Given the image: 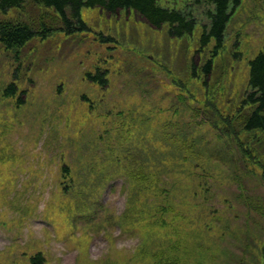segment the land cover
<instances>
[{"label":"rangeland","instance_id":"rangeland-1","mask_svg":"<svg viewBox=\"0 0 264 264\" xmlns=\"http://www.w3.org/2000/svg\"><path fill=\"white\" fill-rule=\"evenodd\" d=\"M159 1L193 11L198 24L191 37L170 39L165 29L154 30L133 13L110 16L95 8L82 10L86 32L67 36L44 15L45 23L55 27L44 40L36 37L11 51L0 44V264H30L36 254L43 264H132L144 244L153 249L174 241L172 231L185 236L196 228L197 219H188L190 197L178 188L185 180L170 173V166L162 165L158 173L159 183L177 192L172 199L181 220L172 230L159 229L152 220L125 222V215L131 216L132 186L125 175L107 177L109 170L101 169L114 143L132 154L146 147L151 160L164 158L158 127L167 119L169 135L188 138V146H194L191 163L209 170V192L202 202L209 217L204 220L217 218L218 225L206 237L213 253L207 258L211 264L256 262L264 236V178L257 168H264V131L244 134L239 117L250 110L240 108V102L247 62L264 44V0H243L234 12L207 87L214 108L236 115L232 126L250 152L246 158L237 135L217 111L203 106L199 79L191 78L192 59L201 79L209 55V47L196 51L207 23L205 2ZM40 14L28 3L23 12L0 13V21L29 19L38 25ZM98 67L108 70L104 90L84 77ZM10 83L17 96L25 93L22 105L17 96H3ZM62 167L69 177L64 178ZM181 243L189 248L185 264L196 263L195 238Z\"/></svg>","mask_w":264,"mask_h":264},{"label":"trees","instance_id":"trees-1","mask_svg":"<svg viewBox=\"0 0 264 264\" xmlns=\"http://www.w3.org/2000/svg\"><path fill=\"white\" fill-rule=\"evenodd\" d=\"M243 0H196V3L205 2L207 8L204 11V16L207 23L201 26L198 37L197 52L203 51L209 47V55L203 66L200 68V75L197 74V67L194 59L191 62V78L200 81L205 92L204 107L211 108L217 111L221 117L224 126L227 130L237 135V146L244 158L250 156V152L246 150L245 145L239 139V132H235L232 126L236 118L234 114L231 117L220 112L218 108L207 99L209 93L207 91L208 79L213 69L214 59L224 49L225 33L227 26L234 12L242 4ZM32 4L41 10V17L38 25L30 22L29 19H17L0 21V44L5 50L19 49L26 45L32 39L38 37L44 40L55 27L47 25L43 19L44 15L53 19L58 30L67 36L88 31V26L82 19L81 13L83 9H100L110 16H118L120 12L133 13L138 18L143 20L149 27L154 30L165 29L166 35L170 39H182L191 37L197 27L198 21L191 9H181L179 7H167L160 4L159 0H0V13L6 14L10 10L23 12L24 7ZM211 46V47H210ZM108 70L95 68L84 74L85 80L97 85L104 90L108 85ZM17 87L15 83H10L3 90V96H17ZM22 91L17 96V104L24 103ZM201 103V102H200ZM202 105V103H201ZM250 109L249 113L241 116V130L244 134H252L257 131H264V44L262 48L247 62V79L246 89L240 102V108ZM198 113V112H197ZM176 114V111H174ZM199 113L195 115L198 117ZM168 119L158 128L161 130L160 140L164 143L165 152L167 155L158 160H151L149 157L150 151L146 147L134 149L133 154L130 151H123L121 145L117 143L108 145L109 152L107 158L101 165V169L109 170L107 177L111 175H125L132 186L130 190L128 202V213L131 216L124 217L125 222L131 221L144 223L145 220L155 224L157 228L170 227L175 229V221L181 220L175 211L178 204L172 199L177 195L171 188H167L165 182L159 183L158 169L162 165H167L172 168L170 173L176 174L177 179L184 178V183L179 184L178 188L187 191L190 197V213L189 220L196 221L199 225L196 228H191L185 236L182 233L171 232V236L175 237L174 241H165L159 245H155L153 249H147L144 244L132 259V264H185L183 256L189 254V248L182 246L181 240L187 237L195 238L196 263L194 264H211V259L207 258V254L213 255L211 250L212 244L208 237L215 230V225H218V219L204 220L209 217L208 207L202 203L209 192L207 186L205 165L199 163L193 165L191 157H195L193 151L194 146H188L189 139L182 136H175L167 132ZM174 127L175 122L172 124ZM119 129V127L117 128ZM157 131V132H158ZM233 132V133H232ZM166 144H165V142ZM192 150V151H191ZM216 159H212V163ZM177 164H182V167H175ZM261 172V177L264 178V168L262 165L257 166ZM183 173V175H179ZM62 175L64 178L69 177L67 167H62ZM264 180V179H263ZM207 186V187H206ZM193 198V199H192ZM171 200V204H170ZM186 201V200H183ZM186 203V202H185ZM206 203V202H205ZM249 203V202H248ZM171 208V210H169ZM248 215L250 210L247 205ZM170 212V214H167ZM225 214V213H222ZM172 215L170 221L168 217ZM197 218H196V217ZM201 216V217H200ZM168 219V220H167ZM145 229L151 228V225L144 226ZM221 228V226L219 227ZM177 229V228H176ZM221 230H223L221 228ZM223 233H221V238ZM156 243V240H155ZM259 247V248H258ZM259 256L256 257V262L251 264H264V236L257 246ZM200 259V260H199ZM30 264H43L41 254H36L29 259Z\"/></svg>","mask_w":264,"mask_h":264}]
</instances>
